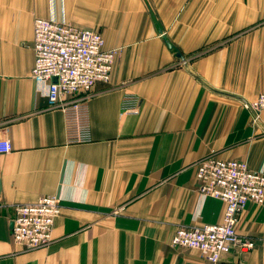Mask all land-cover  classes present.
Instances as JSON below:
<instances>
[{
  "label": "crops",
  "instance_id": "1",
  "mask_svg": "<svg viewBox=\"0 0 264 264\" xmlns=\"http://www.w3.org/2000/svg\"><path fill=\"white\" fill-rule=\"evenodd\" d=\"M36 17L100 32L118 49L89 97L91 141H68L61 107L31 76ZM264 0H0V264H264V204L236 224L256 246L218 263L175 247L178 225L221 223L197 162L213 155L264 172ZM138 114H121L126 95ZM60 198L52 241L24 249L15 205Z\"/></svg>",
  "mask_w": 264,
  "mask_h": 264
},
{
  "label": "built area",
  "instance_id": "2",
  "mask_svg": "<svg viewBox=\"0 0 264 264\" xmlns=\"http://www.w3.org/2000/svg\"><path fill=\"white\" fill-rule=\"evenodd\" d=\"M33 51L31 76L49 106L62 108L68 141H91L89 97L96 83L111 81L118 49H107L98 31L56 18L36 17ZM244 105L253 121L258 122L264 111V92ZM140 110L137 98L130 94L124 97L121 114H138ZM11 150L10 140H0V153ZM197 181L202 195L225 201L224 219L200 226L178 225L171 244L198 249L212 263L233 250L253 249L255 239L239 234L236 224L247 203L264 204V172L252 170L246 161L210 155L197 162ZM60 213V198L54 194L16 204L11 230L14 241L24 249L48 245Z\"/></svg>",
  "mask_w": 264,
  "mask_h": 264
}]
</instances>
